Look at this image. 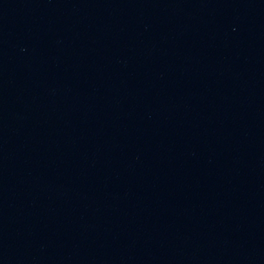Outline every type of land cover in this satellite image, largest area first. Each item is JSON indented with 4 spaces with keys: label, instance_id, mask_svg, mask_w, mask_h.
<instances>
[{
    "label": "water",
    "instance_id": "obj_1",
    "mask_svg": "<svg viewBox=\"0 0 264 264\" xmlns=\"http://www.w3.org/2000/svg\"><path fill=\"white\" fill-rule=\"evenodd\" d=\"M0 264H264V0H0Z\"/></svg>",
    "mask_w": 264,
    "mask_h": 264
}]
</instances>
